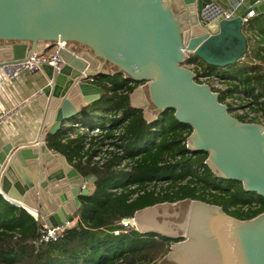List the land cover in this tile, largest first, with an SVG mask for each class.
Instances as JSON below:
<instances>
[{"label":"water","instance_id":"1","mask_svg":"<svg viewBox=\"0 0 264 264\" xmlns=\"http://www.w3.org/2000/svg\"><path fill=\"white\" fill-rule=\"evenodd\" d=\"M208 6L213 0H0V66L58 41L82 53L75 58L61 50V70L45 65L27 72H43L34 92L40 131L35 139L8 135L0 144V195L48 228L79 214L80 198L90 190L67 159L49 149L48 138L102 99V89L88 81L110 70L145 83L130 95L133 109L154 115L174 110L192 129L187 148L207 153L205 164L217 178L264 198V125L237 119L185 67L187 52L216 68L232 67L248 54L242 18L207 19ZM188 201L150 211L146 231L137 228L181 239L165 264H264V213L240 220L220 206ZM164 204L140 210L135 222Z\"/></svg>","mask_w":264,"mask_h":264},{"label":"trees","instance_id":"2","mask_svg":"<svg viewBox=\"0 0 264 264\" xmlns=\"http://www.w3.org/2000/svg\"><path fill=\"white\" fill-rule=\"evenodd\" d=\"M250 28L249 66L237 67L240 62L225 71L196 56L189 62H198L207 75L237 81L239 85L222 92L220 102H225L228 92L231 96L242 93L259 97L262 102L257 101L253 110L261 112L264 119V14L255 16ZM230 70H235L233 75ZM93 84L102 89L103 97L87 108L93 109L90 114L79 117L85 119L81 122L83 130L75 131V139L64 138L63 131L48 138L49 149L64 156L83 178H96L91 193L80 198L83 206L75 217L76 224L59 241L39 245L43 221L0 195V264H159L170 253L172 244L181 239L154 232L142 234L136 227H125L122 220L132 219L148 207L185 200L220 206L240 220L264 213L263 197L245 192L240 182L217 178L205 164L207 153L187 148L192 129L176 120L174 110L160 113L158 121L149 123L143 111L131 107L130 95L141 82L116 72L95 77ZM119 112L123 115L120 118L116 117ZM109 114L115 116L109 119ZM235 117L242 122L260 123L257 118L248 121ZM96 128L106 134L89 139V131ZM120 129L123 143L113 145L124 148L125 157L113 155L103 167L92 166V157L102 150L98 148L105 146V139L116 138ZM124 158L131 160L130 170L117 171L115 167Z\"/></svg>","mask_w":264,"mask_h":264},{"label":"built area","instance_id":"3","mask_svg":"<svg viewBox=\"0 0 264 264\" xmlns=\"http://www.w3.org/2000/svg\"><path fill=\"white\" fill-rule=\"evenodd\" d=\"M213 3L215 6H208L209 10L206 13V18L215 20L220 18L221 20L225 21H232L238 17L242 18L243 20V33L246 36H250V25L252 19L255 17L253 12L246 13L245 15H239L238 10L240 8L246 7V0H213ZM220 9H222L220 11ZM248 40V39H247ZM249 47V45H248ZM47 49V51H46ZM44 51L38 52V53H33L32 57L25 58L23 60H18L16 62H11L8 64H3L0 66V71L4 72L6 70H14L15 72L18 73H27L33 70H39L45 65L52 66L53 68L57 70H61L64 66L65 63L62 60V58L59 55V52L61 50L68 51L71 53L75 58H80L82 53L79 52H72L68 49H66V42L65 41H58L54 44H51L47 46ZM249 51V49H248ZM188 54V61L185 64V67L188 69L192 70L197 77V82L199 84H207L209 85L212 90L221 97L222 92L228 91L230 88H224L223 83L224 80L222 77H219L217 75H207L204 72L203 67L198 63V62H189L192 57H194L193 53ZM95 77H92L88 82L92 83L94 82ZM239 85L238 83H236ZM140 88H144L145 83H142L139 85ZM255 95L259 96L258 91L256 90ZM258 98V100H256ZM262 102L259 97H255L253 94L251 95H245L242 93H234L233 96L228 92L225 94V104L232 109V115L235 113L236 116H242L246 120L251 121L254 119H259L260 123L264 125V119L262 116L261 112H255L253 109L256 108V102ZM234 103L236 106L234 107ZM248 105H245L247 104ZM144 113V118L147 120L149 123H154L159 120L160 116H154L153 114L149 113L147 114L146 111H143ZM160 115V114H159ZM122 113L119 112L116 117L120 118L122 117ZM148 116L153 117L152 120L148 119ZM234 116V115H233ZM77 130H83L82 126L80 123H74L70 126V124H67L66 127L63 130V137L64 138H71L75 139L76 134L75 131ZM155 130V128H153ZM89 139L94 138L99 136L100 134H106V132H100L97 128L92 129L89 131ZM122 134V130H118L116 132V138L112 139H105V146L98 148L102 149L101 152H99L97 155H94L92 157V166H99L103 167L104 164L113 157V155H118L120 157H125V149L122 147H118L113 145V143H116L117 145H121L123 142L120 140L119 135ZM103 137V136H102ZM89 139L86 141V147H90L89 144ZM87 158H85L86 160ZM131 160L124 158L122 159L120 164L115 167L117 171H129L130 170V165H131ZM95 177L93 175L84 178V188H87L91 191V186H93V182L95 181ZM130 189H137V186H131ZM151 189V186L149 187ZM117 192H121L120 189H115ZM134 197H137V194L134 195ZM163 204V203H162ZM31 213V212H30ZM36 220L38 221H43L40 217L37 216L35 213H31ZM134 221V222H133ZM74 222V221H73ZM72 221L67 222L66 224H63L61 226L53 227V228H48L44 224V227L40 231V237L38 239L37 244H48L52 242H57L59 241L65 234V231L68 228L72 227ZM44 223V222H43ZM121 224H123L125 227H136L137 223L135 222V219H124L121 221Z\"/></svg>","mask_w":264,"mask_h":264},{"label":"crops","instance_id":"4","mask_svg":"<svg viewBox=\"0 0 264 264\" xmlns=\"http://www.w3.org/2000/svg\"><path fill=\"white\" fill-rule=\"evenodd\" d=\"M248 11L255 16L264 14V0H246V7L240 8L238 14L245 15ZM108 72L110 75L115 74L110 70ZM39 76H43L42 71L13 72L9 75L0 71V144L8 135L12 138L20 135L32 139L38 137L41 115L34 104L39 94L35 95L34 92L37 90Z\"/></svg>","mask_w":264,"mask_h":264},{"label":"rangeland","instance_id":"5","mask_svg":"<svg viewBox=\"0 0 264 264\" xmlns=\"http://www.w3.org/2000/svg\"><path fill=\"white\" fill-rule=\"evenodd\" d=\"M249 40H254V38H251V39H249ZM256 40V39H255ZM254 40V41H255ZM250 41V44H252V42ZM251 51H253V48H252V50ZM242 64L241 65H237V67H247V66H249L250 64H251V61L249 60V58H248V55L246 56V58L241 62ZM263 65H264V63H263ZM228 69H232V68H226L225 69V71H227ZM231 71V70H230ZM233 71H235V70H232L231 71V74L233 75ZM222 79L224 80V83H223V87L224 88H231V87H233V86H235L236 85V83H237V81H232L228 76H225V77H222ZM228 83H232V85H229ZM225 104V103H224ZM235 104H237V103H234L233 102V105H234V107L236 106ZM238 105V104H237ZM245 105H248V103L247 104H245ZM93 111V109L92 110H86L85 112H84V114H82V115H88V114H90L91 112ZM147 114H149L148 112H147ZM154 115V114H153ZM234 116H236L235 115V113L233 114ZM115 115L114 114H109L108 115V117H109V119H111V118H113ZM154 116H160L159 114L158 115H154ZM80 117V116H79ZM76 118L73 122H71L70 123V126L72 125V124H74L75 122L76 123H80V124H82L81 122L83 121V120H85V119H81V118ZM148 119L149 120H152L153 119V117H151V116H148ZM91 188V190L93 189V187L91 186L90 187ZM178 204H190V202L188 201V200H186V201H182V202H176V203H173V204H164V205H162V206H156V209H150V210H148V211H146L145 213H142V214H140L138 217H137V226H136V229L138 228V230H143L144 228H146L145 226H146V222L149 220V214H150V211H154V210H157V209H159V208H161V207H166V206H172V205H178ZM76 224V220H74V222L72 223V226H74ZM168 261V259L167 258H164L163 259V262H162V264H165L166 262Z\"/></svg>","mask_w":264,"mask_h":264},{"label":"bare ground","instance_id":"6","mask_svg":"<svg viewBox=\"0 0 264 264\" xmlns=\"http://www.w3.org/2000/svg\"><path fill=\"white\" fill-rule=\"evenodd\" d=\"M29 212L34 213V212H32L31 210H30ZM145 227H146V226H145ZM143 230L146 231V228H144Z\"/></svg>","mask_w":264,"mask_h":264},{"label":"flooded vegetation","instance_id":"7","mask_svg":"<svg viewBox=\"0 0 264 264\" xmlns=\"http://www.w3.org/2000/svg\"><path fill=\"white\" fill-rule=\"evenodd\" d=\"M77 46H78V45H77ZM138 87H139V86H138ZM231 111H232V109H231ZM221 208H222V207H221ZM230 211L232 212V211H234V210H233V209H231ZM237 219H238V218H237ZM172 245H173V244H172Z\"/></svg>","mask_w":264,"mask_h":264},{"label":"clouds","instance_id":"8","mask_svg":"<svg viewBox=\"0 0 264 264\" xmlns=\"http://www.w3.org/2000/svg\"><path fill=\"white\" fill-rule=\"evenodd\" d=\"M74 220H75V218H74ZM72 221V220H71Z\"/></svg>","mask_w":264,"mask_h":264}]
</instances>
